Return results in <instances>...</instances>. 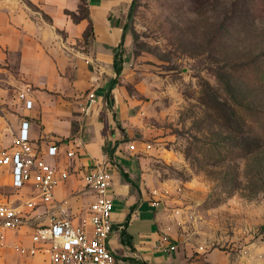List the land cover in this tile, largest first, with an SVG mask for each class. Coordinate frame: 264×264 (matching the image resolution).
<instances>
[{"label":"rangeland","instance_id":"1","mask_svg":"<svg viewBox=\"0 0 264 264\" xmlns=\"http://www.w3.org/2000/svg\"><path fill=\"white\" fill-rule=\"evenodd\" d=\"M112 22L124 60L116 145L143 162L178 264H264V0H137ZM27 89L17 59L0 63V149ZM26 198L0 178V199ZM24 231L0 264L32 244Z\"/></svg>","mask_w":264,"mask_h":264},{"label":"crops","instance_id":"2","mask_svg":"<svg viewBox=\"0 0 264 264\" xmlns=\"http://www.w3.org/2000/svg\"><path fill=\"white\" fill-rule=\"evenodd\" d=\"M131 3L0 0V63L17 59L19 75L34 101L33 109L24 108L31 134L37 143L59 145L61 153L49 161L71 173L54 190L57 204L39 209L33 222L47 223L65 211L76 225L92 232L87 211L97 195L84 176L103 164L112 175L113 230L107 245L116 264H178L177 247L170 249L176 241L167 234L161 204L149 199L143 188V162L116 145L122 108L109 85L116 76L113 49L122 30L112 20ZM90 93L96 96L92 104ZM24 230L30 231L31 239V228L19 231L20 236L8 231L13 243L0 248L1 257L6 258L7 249H17ZM19 253L16 264H51L45 253Z\"/></svg>","mask_w":264,"mask_h":264},{"label":"built area","instance_id":"3","mask_svg":"<svg viewBox=\"0 0 264 264\" xmlns=\"http://www.w3.org/2000/svg\"><path fill=\"white\" fill-rule=\"evenodd\" d=\"M30 94L29 87L26 93L21 94L26 110L34 108ZM89 99L92 104L96 99L95 94L90 93ZM60 153L59 145L40 144L34 140L26 117L21 121L10 146L0 149V178L5 179L16 193L27 191V198L18 206L0 199V248L5 244L8 231L31 228L32 246L20 247L21 254L35 256L45 253L51 264H116L107 245L113 230L112 175L103 164H97L84 176L86 185L97 195L87 211V223L91 225L92 232L87 230L86 225H76L65 211L47 223L33 222L34 214L39 209L57 204L54 190L70 177L69 170L49 161V158L57 157ZM170 249L176 250V245H171Z\"/></svg>","mask_w":264,"mask_h":264},{"label":"trees","instance_id":"4","mask_svg":"<svg viewBox=\"0 0 264 264\" xmlns=\"http://www.w3.org/2000/svg\"><path fill=\"white\" fill-rule=\"evenodd\" d=\"M136 3H137V0H132V3L130 4V6H132V8H133L136 5ZM82 6H83V8H85L84 4H82ZM85 11H86V8H85ZM130 16H131V14H130ZM123 64H124L123 56H122V54L118 53V49H116L115 50V59H114V70H115V73L117 74V76H120L122 74ZM115 84H116V80L113 79L109 85L110 94H111L112 89H114ZM110 94H109V96H110ZM108 154H109V156H112L113 151L112 150L108 151ZM124 176L126 177V179L128 181H130L127 174H125Z\"/></svg>","mask_w":264,"mask_h":264}]
</instances>
